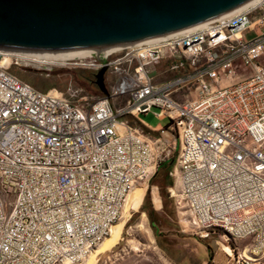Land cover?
<instances>
[{"label": "built area", "instance_id": "built-area-1", "mask_svg": "<svg viewBox=\"0 0 264 264\" xmlns=\"http://www.w3.org/2000/svg\"><path fill=\"white\" fill-rule=\"evenodd\" d=\"M83 50L60 57L0 48V264H83L131 189L168 159L170 143L129 123L150 112L168 120L160 133L176 130L174 206L202 236L253 239L235 257L226 253L227 264H260L243 252L264 245V0L165 35ZM13 58L106 66L114 77L106 94L71 101L19 79L9 71ZM161 62L171 75L157 81ZM240 69L251 73L236 79Z\"/></svg>", "mask_w": 264, "mask_h": 264}, {"label": "water", "instance_id": "water-1", "mask_svg": "<svg viewBox=\"0 0 264 264\" xmlns=\"http://www.w3.org/2000/svg\"><path fill=\"white\" fill-rule=\"evenodd\" d=\"M249 0H0V48L61 52L127 45L203 23ZM103 66L95 84L106 94Z\"/></svg>", "mask_w": 264, "mask_h": 264}, {"label": "rangeland", "instance_id": "rangeland-1", "mask_svg": "<svg viewBox=\"0 0 264 264\" xmlns=\"http://www.w3.org/2000/svg\"><path fill=\"white\" fill-rule=\"evenodd\" d=\"M253 36L254 34L247 33V38ZM261 62L264 63V59ZM163 64L164 62H161L153 73L157 81L168 78L171 75L166 70V65ZM9 71L19 79L40 90L55 88L71 101H76L84 95L89 98L90 96L98 95L93 90L95 84L87 81L82 76L90 77L92 73L96 72L87 68L68 69L60 66L48 68L30 59L13 58ZM250 73L248 69H240L239 76L236 79L244 78ZM113 77L114 74L111 70L105 72V86L108 85V82ZM88 101H91V99ZM155 109L153 108L152 111ZM128 119H132V117H128ZM141 119L150 125H160L161 127L168 125L167 119L160 120L152 112L141 114ZM152 135L161 136L167 143H170L167 159V162L170 163L177 155V151H174L171 147L177 136L176 130H167L163 133L158 132ZM167 179L166 183L168 182L171 185L159 190V192L154 185L151 186L149 180L146 183H140L135 186L143 189L139 207L134 209L131 206H127L126 200L120 218L114 222V224H117L125 220L119 238L110 247L93 254V250L99 245L98 243L91 251V254L88 255L93 256V264H206L209 261V254L213 258L212 264H227L228 259L225 258L224 249L229 243L231 244V247L228 248L230 251L228 249L225 250L232 257H235L252 244V238L237 240L234 243L229 241L225 235L221 237L214 233L202 236L199 232H195L188 222L189 212L182 208H176L172 198L169 196L168 188L173 186L174 176L169 174ZM147 192L148 194L146 195ZM156 199H158V204H156ZM161 204L164 206V211ZM150 206L158 208L161 214L156 216L157 221L155 222L157 226H160L159 228H156L155 225L154 227L151 226L150 216L147 213V209ZM162 239L166 241L163 240L161 242ZM204 244H207L209 248ZM256 253V255L251 254L246 252V250L243 252L244 255L252 258L260 256V264H264V245ZM88 258L86 257L83 264Z\"/></svg>", "mask_w": 264, "mask_h": 264}, {"label": "bare ground", "instance_id": "bare-ground-1", "mask_svg": "<svg viewBox=\"0 0 264 264\" xmlns=\"http://www.w3.org/2000/svg\"><path fill=\"white\" fill-rule=\"evenodd\" d=\"M232 11H230V12H232ZM56 53L58 56L64 57V56H73V55H77V54L78 55L84 54L85 50H83V49H81V50H69V51H61V52H56ZM43 54H45V53H43ZM143 183H146V182H143ZM142 196H143V189H140L138 187L133 188L131 190L130 194L128 195V199L126 198V200H127V202L125 201L126 205L131 206L134 209H137L139 207L140 202H141ZM155 201H156V204H158V199H156ZM124 205H125V203H124ZM124 205H123V208H124ZM123 208L121 210V214H122ZM124 222H125V220H123L122 222H119L117 224L113 223L110 226L109 233L105 236V238H103L100 241L97 248H95L93 250L94 251L93 254L97 253L101 250H104V248L106 249V248L110 247L112 244H114L117 241V239L120 236V231H121L122 227L124 226ZM228 248L229 247H226L225 249H228ZM225 249H224V251L227 253V250H225ZM228 251H230V249H228ZM246 256H248V255H246ZM87 257H89V258L85 261V264H93V262H94L93 256L90 255ZM248 257L251 258L250 256H248Z\"/></svg>", "mask_w": 264, "mask_h": 264}, {"label": "crops", "instance_id": "crops-1", "mask_svg": "<svg viewBox=\"0 0 264 264\" xmlns=\"http://www.w3.org/2000/svg\"><path fill=\"white\" fill-rule=\"evenodd\" d=\"M148 114V113H147ZM159 119V118H158ZM130 122H133L134 124H131L133 127H142L144 130H145V132L146 133H148L150 136H157V135H152L153 133L155 134V133H158L159 132V129L161 128V126L160 125H150V124H148V123H146L143 119H141V114L140 115H138L137 116V118H135V117H132V119H128ZM160 120H162V119H160ZM153 132V133H152ZM152 133V134H151ZM175 163V162H174ZM173 168H171L170 169V172L168 173V175L171 173V170H172ZM168 175L166 176V168H159V172H158V174L154 177V179H153V184H151V186L152 185H154L156 188H157V190H158V192H159V190H161V189H163V188H167V186H169V185H171V184H169L168 182L166 183V181L168 180L167 179V177H168ZM157 177H160V179H161V182L160 181H157L156 180V178ZM147 188V187H146ZM154 210H155V212L153 213L154 215H161L160 213H159V211H158V208H156V207H154V206H151ZM161 207L163 208V211H164V206L161 204ZM157 220L155 219V221H154V225H155V227L156 228H159L160 226H157L156 224H155V222H156ZM159 232H160V230H158ZM163 240H165V239H162L161 240V242L163 241ZM166 241V240H165ZM226 253V252H225ZM225 258H227V255L225 256ZM228 259V258H227ZM208 262V261H207ZM212 262H213V258L210 260V263L212 264ZM207 264V263H206Z\"/></svg>", "mask_w": 264, "mask_h": 264}, {"label": "trees", "instance_id": "trees-1", "mask_svg": "<svg viewBox=\"0 0 264 264\" xmlns=\"http://www.w3.org/2000/svg\"><path fill=\"white\" fill-rule=\"evenodd\" d=\"M95 74V73H94ZM94 74L92 73L91 74V76L89 77V76H85V75H82L87 81H91V82H93L94 84H95V77H94ZM93 90H95V92L97 93V94H99V95H102V92L98 89V87L96 86V84H95V87H94V89ZM129 123L130 124H134L133 122H130L129 121ZM174 162H175V158H173L172 160H171V162L169 163V162H167V159L165 160V161H163L162 163H160L159 164V166H158V168H157V170L155 171V173L150 177V179H149V182L151 183V184H153V179H154V177L158 174V172H159V168L161 167V168H166V176L168 175V173L170 172V169L173 167V165H174ZM148 194V192L146 193V195ZM143 209H144V207H143ZM155 212V210L150 206V207H148V209H147V213L148 214H153ZM150 221H151V226L152 227H154V224L152 223V220L150 219ZM207 248H209L208 247V245L207 244H204ZM212 259V256H211V254H209V261L207 262V264H211L210 263V260Z\"/></svg>", "mask_w": 264, "mask_h": 264}, {"label": "flooded vegetation", "instance_id": "flooded-vegetation-1", "mask_svg": "<svg viewBox=\"0 0 264 264\" xmlns=\"http://www.w3.org/2000/svg\"><path fill=\"white\" fill-rule=\"evenodd\" d=\"M156 180L161 182L160 177H157ZM149 216H150V219L152 220V223H154V221H155V219H156V215H154V214H149Z\"/></svg>", "mask_w": 264, "mask_h": 264}]
</instances>
